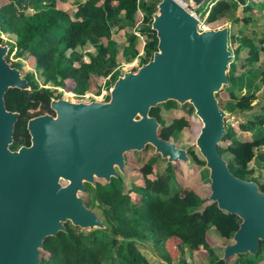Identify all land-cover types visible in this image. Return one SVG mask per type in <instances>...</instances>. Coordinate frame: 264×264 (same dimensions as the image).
<instances>
[{
	"label": "trees",
	"instance_id": "16d2710c",
	"mask_svg": "<svg viewBox=\"0 0 264 264\" xmlns=\"http://www.w3.org/2000/svg\"><path fill=\"white\" fill-rule=\"evenodd\" d=\"M160 2L0 0V43L5 44L7 40L12 43L10 52L16 50L17 56L13 60L9 52L6 59L14 67L19 62H31V66L27 62V73L23 72L31 89L10 88L5 97L9 110L20 111L11 149L31 144L27 125L24 132L22 129L27 105L15 103L16 99H29L23 93L38 92L40 99L48 104L52 98H64L58 87L73 90L83 87L90 92L97 86V94L103 89L109 90L104 100L108 101L110 89L127 72L121 69L122 63L138 59V64L131 67L137 71L149 62L158 49L159 39L152 24ZM262 8L264 0H212L206 12L199 10V13L206 17L212 29L219 28L224 19L233 22L229 28V48L234 57L225 87L229 97L221 99L220 92L217 97L225 110L240 115V121L236 129L226 120L222 140L226 145L220 143L219 150L236 176L257 181L264 191V24L261 28H248L254 23L252 12L258 13ZM258 104L260 109L256 110ZM195 113L191 103L180 104L175 100L150 110V115L160 123L159 135L175 143L189 126L186 115ZM239 132H250L252 136L238 139ZM151 147L149 144L146 148ZM187 151L191 162L206 166V159L198 149ZM160 159L165 158L155 153L145 163L144 171L152 170ZM146 173L143 172L142 182L132 181L127 190L121 178H112L109 183L98 182L96 186L87 183L85 203L102 211L99 217L105 227L86 231L67 222L66 231L45 239L41 264H151L140 249L145 241H150L173 263L167 249L171 238L180 242L182 264H193L187 257L198 246L208 252L209 264H230L229 259L217 255L209 232L215 229L226 246L242 219L221 210L217 202L196 189H184L172 162L155 178ZM259 259V253L241 254L233 264H258Z\"/></svg>",
	"mask_w": 264,
	"mask_h": 264
},
{
	"label": "water",
	"instance_id": "95a60500",
	"mask_svg": "<svg viewBox=\"0 0 264 264\" xmlns=\"http://www.w3.org/2000/svg\"><path fill=\"white\" fill-rule=\"evenodd\" d=\"M194 11L179 0H161L152 24L159 39L153 58L120 76L108 101L52 98L56 116L29 119L31 144L17 150L10 146L20 113L7 108L5 95L31 86L6 59L10 47L0 43V264H41L45 239L66 231L69 221L104 228L80 193L85 183L123 173L126 152L150 144L169 162L190 161L186 149L159 135L160 123L150 115L169 100L194 106L203 122L196 143L210 170V200L242 219L223 259L257 253L264 240V191L257 181L236 176L219 150L227 112L217 93L229 83L234 57L229 27L199 30Z\"/></svg>",
	"mask_w": 264,
	"mask_h": 264
},
{
	"label": "rangeland",
	"instance_id": "374dc122",
	"mask_svg": "<svg viewBox=\"0 0 264 264\" xmlns=\"http://www.w3.org/2000/svg\"><path fill=\"white\" fill-rule=\"evenodd\" d=\"M182 5H184L186 8H191L193 5L192 0H179ZM212 0H204V2L200 6H195V15L198 16L201 19V27L203 30L207 29H212L211 25L208 24L206 17L202 16L201 13H205L206 10L209 8L211 5ZM198 8V10H197ZM263 9V8H262ZM199 10L201 13H199ZM254 15V23L250 25L248 28H261L263 27L264 24V9L260 10L258 13L252 12ZM240 16H243V13L241 11L238 12ZM239 25L242 27L241 23ZM238 25V26H239ZM228 26L229 28H232L233 22L231 19H224V22L222 25H220L219 28ZM246 27V26H245ZM247 28V27H246ZM218 29V28H215ZM233 29H237L234 28ZM3 38H6L4 34H2ZM6 45H8L10 48L13 47V44L7 41H4ZM264 47V46H263ZM10 52V50H9ZM16 50L10 52V57L14 60H17V56L15 55ZM8 54L6 55V57ZM29 63V66H31V62L27 60ZM27 62H19L18 64V69L21 70L22 74L23 72L26 74L27 69L26 66H28ZM138 64V59H135L132 62H125L122 63V70H127V71H133L131 70V67L133 65ZM230 70V68H229ZM229 74V71H228ZM104 82H102L103 84ZM228 86V84H225L223 88L219 91L220 98L223 100H226L229 95L227 92V89L225 88ZM58 89L62 90L64 93V98H68L72 101H84V102H91L96 100L99 101H104L106 99L107 94L109 93V90L103 89L100 94H97L96 91L97 86L92 88L90 92L85 91L83 87H78L76 90H73L72 87L68 88H61L58 87ZM22 90V89H21ZM8 92V91H7ZM71 92L72 95H68L67 93ZM7 94V93H6ZM26 95L29 99L27 100H15V103H21L24 104L25 106L27 105V113L24 115V120L22 124V129L23 132L26 128V125H28L29 119L33 118L34 116L40 115V114H46L48 112H51V100L47 104L43 100L40 99L39 93L38 92H32L29 91L28 93H23ZM90 95L92 98H87V96ZM6 97V95H5ZM89 97V96H88ZM219 99V98H218ZM6 100V99H5ZM259 100H256L258 102ZM23 107V105L21 106ZM221 107L224 109L226 108L221 104ZM260 109V105L258 104L256 106V110ZM19 113L20 111L17 110ZM169 112V111H168ZM227 116L225 117V120L228 121V123L232 126H234L236 129H238L239 121H240V115L231 111H227ZM246 114H241L242 117H245ZM189 119V126L184 128L182 133L180 134V139L178 142H176L178 147L184 148L186 150H189L191 148L198 149L196 140L198 135L201 132V128L203 126V122L201 119L197 116V114H193L192 116L186 115ZM20 117V116H19ZM16 126V125H15ZM28 128V127H27ZM160 128V127H159ZM252 135L250 132H239V135L237 136L238 139L241 138H250ZM222 145H226L225 143L221 142ZM153 146V145H152ZM154 147V146H153ZM151 148H145L141 151L137 150H132L128 151L125 153V160H126V165H125V171L122 173L120 172V175L118 177H112V178H121L122 180V185L125 187V190H127L131 184L132 181L137 179V182H142L144 180L143 172H148L146 173L148 177L150 178H155L158 174L163 173L164 170L166 169L169 161L165 159H160L159 162L153 165V169H146L144 171V165L148 161V159L153 156L156 152V148L154 147ZM200 151V150H199ZM174 164V167L177 171V178L179 183L182 185L184 189H191L194 188L196 189L200 194H202L205 197H209L210 199V194H211V180H210V170L206 171V166L198 164L196 162H183L179 160L178 162H172ZM264 171V169H263ZM208 174V175H207ZM258 174V172H257ZM112 180V179H111ZM96 182L100 183H107L105 179L102 178H96ZM111 182V181H110ZM109 183V182H108ZM97 185V184H96ZM81 196L86 199L88 198V194L85 193H80ZM100 217H102V211L99 208L93 209ZM81 228V227H80ZM84 230H90L89 228H82ZM209 240L212 242V244L215 245L216 248V253L218 256H223L224 254V247H225V241L219 237L218 232L215 229H212L209 232ZM233 239L229 240V243H233ZM180 242L176 238H171L167 241V249L168 252L173 259V263L165 259V257L161 254L160 251H158L153 244L150 241H145L144 243L140 244V249L145 253V255L148 257L150 260L151 264H182L180 260L182 259L181 252L179 249ZM197 250L193 252V254L190 256L188 255L187 260L189 262H192L193 264H209V259L208 258V252L204 248H200L199 246L196 247ZM250 254V253H247ZM253 255V254H251ZM236 259V256L232 257L229 259L230 264H233ZM264 259V258H262ZM261 264H264V260L261 262Z\"/></svg>",
	"mask_w": 264,
	"mask_h": 264
},
{
	"label": "flooded vegetation",
	"instance_id": "af4514ba",
	"mask_svg": "<svg viewBox=\"0 0 264 264\" xmlns=\"http://www.w3.org/2000/svg\"><path fill=\"white\" fill-rule=\"evenodd\" d=\"M52 109V108H51ZM49 114H52L53 116H56V112L52 109V111L51 112H48ZM40 115H43V114H40ZM38 116V115H37ZM35 117V116H34ZM64 183H66V182H64ZM96 184H97V182H96ZM85 186H87V183H85ZM93 186H96V185H93ZM86 192H87V187H86ZM257 253H259V262H258V264H261V262L264 260V259H262V258H264V240H261L260 241V243H259V249H258V251H257ZM256 253V254H257ZM256 254H254V255H256ZM224 255V254H223ZM263 256V257H262Z\"/></svg>",
	"mask_w": 264,
	"mask_h": 264
},
{
	"label": "built area",
	"instance_id": "2783aa9c",
	"mask_svg": "<svg viewBox=\"0 0 264 264\" xmlns=\"http://www.w3.org/2000/svg\"><path fill=\"white\" fill-rule=\"evenodd\" d=\"M198 19L200 20V23H201V19L199 17H198ZM200 23H199V26H198L199 27V30H203L202 27H201V25H200Z\"/></svg>",
	"mask_w": 264,
	"mask_h": 264
},
{
	"label": "bare ground",
	"instance_id": "6f19581e",
	"mask_svg": "<svg viewBox=\"0 0 264 264\" xmlns=\"http://www.w3.org/2000/svg\"><path fill=\"white\" fill-rule=\"evenodd\" d=\"M193 1V6L196 5V1L195 0H192Z\"/></svg>",
	"mask_w": 264,
	"mask_h": 264
}]
</instances>
